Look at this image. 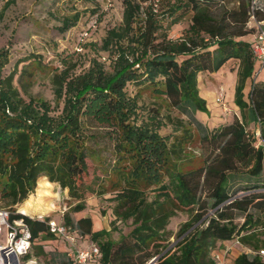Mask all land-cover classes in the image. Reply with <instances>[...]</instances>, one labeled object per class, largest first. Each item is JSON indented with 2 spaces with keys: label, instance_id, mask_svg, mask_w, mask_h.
I'll return each instance as SVG.
<instances>
[{
  "label": "trees",
  "instance_id": "16d2710c",
  "mask_svg": "<svg viewBox=\"0 0 264 264\" xmlns=\"http://www.w3.org/2000/svg\"><path fill=\"white\" fill-rule=\"evenodd\" d=\"M0 1L6 8L15 0ZM212 1L122 0L121 23L109 29L101 42V50L112 55L110 70L106 72L91 60L80 74L63 70L50 78L53 101L61 103L60 110L31 98L25 102L12 86V74L0 78V199L9 206L17 205L34 188L36 179L44 176L76 200L71 212L81 210L86 194H100L82 180L86 160L95 153L88 143L107 137L115 155L108 173L120 181L111 197V213L119 221L130 220L132 228L112 241L104 230H92L89 217L72 221L62 215L65 226L87 236L97 247L100 264H145L154 257V264H213L215 244L235 237L244 248L231 264H264L256 254L264 250V243L252 232L258 221L250 213L264 208V84L252 82L246 102L242 94L256 64L250 51L253 39H246L244 26L250 15L264 20V8L251 14L249 0H227L233 7H224L213 16L209 10ZM162 2L165 10L158 13ZM187 14L184 34L170 39V27ZM76 20V15L64 19L60 31ZM2 56L0 52V60ZM230 61L238 63L232 103L240 119L208 130L192 117L206 154L199 167L187 168L190 161L184 148L192 138L189 123L161 115V106L155 103L143 114L137 96H130L126 86L149 88L181 115L188 110L207 113L198 95L197 75L215 73ZM248 121L257 125L258 139L246 130ZM166 124H171L172 132L160 135ZM235 178H244L250 192L230 193V181ZM151 186L148 201L144 191ZM177 209L187 210L192 220L181 226L180 239L165 250L161 245L164 228ZM9 213L10 219L22 218L31 240L39 234L51 236L47 219H30L15 209ZM236 216L242 217L240 225L233 222Z\"/></svg>",
  "mask_w": 264,
  "mask_h": 264
},
{
  "label": "rangeland",
  "instance_id": "374dc122",
  "mask_svg": "<svg viewBox=\"0 0 264 264\" xmlns=\"http://www.w3.org/2000/svg\"><path fill=\"white\" fill-rule=\"evenodd\" d=\"M163 4V2L160 4L161 9L158 13L165 10ZM233 5L232 2L227 0L223 3L213 0L209 4V10L213 16H218L224 7L231 8ZM260 8H264V0L261 1ZM122 10V0H93L92 2L15 0L6 8H3V2L0 1V52L3 54L2 59H5L0 60L3 63L0 68V78L12 74V86L25 102L28 98H31L34 101L48 103L54 110H60L61 103L56 104L53 101L50 78L63 70L72 75L80 74L87 69L91 60L100 63L106 72L109 71L112 55L101 50V42L109 29L120 25ZM73 15L77 16L74 25L60 31L63 20L71 19ZM141 18L140 16L137 19L140 20ZM258 22L260 21H257L256 18L253 21L248 20L246 22L244 30L248 31L246 35L248 41L253 39ZM188 24L189 14L170 27L167 33L168 37L170 39L180 38L187 29ZM62 61H64V64H62ZM237 68L238 63L230 61L215 73L202 72L197 75L198 95L204 100L207 113L197 111L192 114L188 110L185 115H181L175 109L168 108L164 98L151 94L149 88L136 87L134 84H128L126 92L130 96H137L138 105L144 109L143 114L146 109H149L155 103L161 106V115L167 114L173 119H180L184 123H189L192 138L184 148V155L190 161V164L186 167L196 168L201 165V156L204 157L206 151L200 148L197 131L199 127L191 119L192 117L195 118L201 124V128L208 130L219 125L228 124L233 118L240 119L238 109L232 103ZM254 72L245 81L242 89L245 102L248 101L247 93L252 82L264 84V66L259 68L256 63ZM218 94H221L226 108L225 112L214 101ZM256 129L257 125L248 121L246 130L254 134ZM95 130L91 129L90 131L95 132ZM97 132L101 134L104 131L97 129ZM171 132V124H166L158 133L168 135ZM88 146L95 153L94 156L86 160L87 173L82 180L83 183L91 185L100 194L97 196L86 194L81 210L71 212L69 208L76 203V200L67 196L66 189L60 188L56 183L49 182L44 176L36 179L34 188L17 205L9 206L0 199V209H6L7 211L15 209L18 213L35 220H56L62 218L64 214H67L72 221L81 217H89L92 230H104L112 241H118L122 236L127 235L132 228L130 220L119 221L111 213L114 205L111 197L120 188V181L108 173L109 167L113 165L115 160L111 142L107 137H99L97 142H89ZM261 176H264V161ZM2 181L3 178L0 177V190ZM94 181L99 186H96L97 184ZM245 181L244 178H235L230 181L229 192H237V196L250 192L245 188L250 187V185H245ZM152 188V186L147 187L144 191L148 201L152 198V192L150 191ZM250 213L258 221L256 229L252 231L253 236L259 242L264 243V208L260 211H250ZM211 214L212 211L208 210L207 215ZM191 220L187 210L179 209L168 219L164 228L163 238L165 240L161 242L162 246H166L165 250L175 245L181 237L177 236L179 229L184 223L191 222ZM233 222L240 225L242 217L236 216ZM197 225L198 223L194 226ZM234 240L215 244L217 248L223 247L222 245L232 246L231 252L227 256L228 264L244 248L240 247V243L236 245ZM40 244L34 242L29 258H35L37 262L42 264H48L46 253L54 246L58 250L67 248L59 238L47 240ZM249 250L254 252L251 249ZM247 255L249 258L252 257L251 253ZM154 258H150L145 264H154V260L150 262Z\"/></svg>",
  "mask_w": 264,
  "mask_h": 264
},
{
  "label": "built area",
  "instance_id": "2783aa9c",
  "mask_svg": "<svg viewBox=\"0 0 264 264\" xmlns=\"http://www.w3.org/2000/svg\"><path fill=\"white\" fill-rule=\"evenodd\" d=\"M262 0H249L250 13L254 10H260ZM249 20H254L250 15ZM250 51L255 62L259 68L264 66V21L258 22V27L250 44ZM215 103L222 107L225 112L226 108L218 94L214 99ZM258 130H255L254 137L258 139ZM260 143L259 140L257 142ZM15 213H18L16 210ZM10 213L6 209H0V264H40L36 260L28 259V254L31 249V237L28 226L22 218L10 219ZM24 216V215H22ZM48 233L54 237L59 238L68 244L71 249V258L74 264H88L89 262L99 257V251L95 245H89L86 249H79L76 244L80 240V236L76 231L65 226L62 218L49 219L45 223ZM234 243L237 245L238 238H234ZM232 241V240H231ZM234 244V245H235ZM216 247L211 252V260L213 264H228L227 256L231 252L232 246ZM249 251V250H247ZM257 256L264 259V250H258ZM231 264V263H229Z\"/></svg>",
  "mask_w": 264,
  "mask_h": 264
},
{
  "label": "crops",
  "instance_id": "0c3cea01",
  "mask_svg": "<svg viewBox=\"0 0 264 264\" xmlns=\"http://www.w3.org/2000/svg\"><path fill=\"white\" fill-rule=\"evenodd\" d=\"M81 218H83V217H81ZM74 221H75V219H74ZM73 230H75V229H73ZM77 235H79V234L77 233ZM79 236H80V240L78 239L77 244H76V246L79 249H86L87 247H89V245H94L92 242L89 241L87 236H85V235H82V236L79 235ZM37 239H39V241H37ZM52 239H54V237L50 236V237L44 238L43 234H39L35 239L31 240V248H32L35 241L38 242V244H40L41 242H45L47 240H52ZM63 243L67 246V248L64 250H58L56 246H54L52 249L48 250V252L46 253V256H47L46 260H47L48 264H64V263L74 264L72 261V258H71L72 257L71 256V249L69 248L67 243H65L64 241H63ZM40 246H41V244H40ZM29 257H30V251H29L27 258L31 259V260H35V258H29ZM99 258H100V256L97 259L89 262L88 264H100ZM40 264H42V263H40Z\"/></svg>",
  "mask_w": 264,
  "mask_h": 264
},
{
  "label": "water",
  "instance_id": "95a60500",
  "mask_svg": "<svg viewBox=\"0 0 264 264\" xmlns=\"http://www.w3.org/2000/svg\"><path fill=\"white\" fill-rule=\"evenodd\" d=\"M153 260H154V259H152V261H150V262H153Z\"/></svg>",
  "mask_w": 264,
  "mask_h": 264
}]
</instances>
